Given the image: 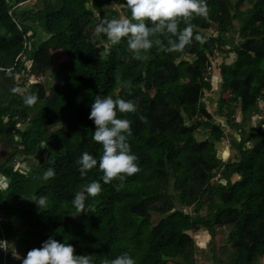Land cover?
Returning a JSON list of instances; mask_svg holds the SVG:
<instances>
[{"label": "trees", "instance_id": "trees-1", "mask_svg": "<svg viewBox=\"0 0 264 264\" xmlns=\"http://www.w3.org/2000/svg\"><path fill=\"white\" fill-rule=\"evenodd\" d=\"M32 1L0 0V142L12 147L0 163L6 179L1 227L10 249L6 257L0 249V260L11 261L14 248L24 255L54 236L77 254L91 255L94 264L123 252L136 264H197L191 233L206 231L213 264H264V122L249 125L264 101V0H206V16L178 24H193L203 42L193 37L183 50L169 52L154 46L142 58L132 56L125 38L112 44L102 35L106 48L100 49V38L92 35L102 18L130 16L126 0L27 4ZM57 51L67 58L48 88L39 75L54 69ZM231 54L232 63L220 65L229 98L221 95L216 111L234 131L227 133L203 101L213 89V60ZM30 94L37 99L29 105L24 98ZM97 95L137 105L116 113L131 121L128 142L139 166L123 181L105 183L98 164L79 173L81 153L99 163L103 152L89 119ZM196 132L209 138L199 140ZM228 138L235 154L224 161L216 143ZM49 167L56 174L44 179ZM91 180L102 190L80 211L73 196ZM40 196L46 203L39 207Z\"/></svg>", "mask_w": 264, "mask_h": 264}, {"label": "clouds", "instance_id": "clouds-1", "mask_svg": "<svg viewBox=\"0 0 264 264\" xmlns=\"http://www.w3.org/2000/svg\"><path fill=\"white\" fill-rule=\"evenodd\" d=\"M130 9V16L114 18L104 17L94 27L92 35L101 38L106 36L112 44H117L122 38L127 41V47L134 58H142V53L157 46L169 52L183 50L192 43L193 37L203 42L199 32L194 33V26L186 23L182 29L178 28L180 19L188 21L194 15L206 16L208 6L206 0H126ZM148 20L150 23H145ZM172 34L175 40L162 41L160 35ZM124 87L131 86V81H122ZM37 97L34 94L24 98L26 104H32ZM137 108L132 99L122 97L113 98L110 95H97L90 107L89 119L95 124L93 139L102 144L103 152L97 158L88 152H83L78 158L79 173L85 176L87 171L99 166L103 170L102 179L105 183L113 178L123 181L126 175H131L139 170L138 157L131 150L128 137L131 135V121L117 116V111L133 112ZM55 169L49 167L43 172V178L48 179L55 175ZM6 184L2 178L0 185ZM102 190L101 183L91 180L83 186L82 191H77L72 199V204L80 211H85V201L88 196H94ZM40 207L46 203V197L40 196L35 200ZM14 259L20 264H94L89 254H77L74 246L65 241H59L54 236H48L39 247L29 249L21 256L17 251H12ZM102 264H136L135 258L123 252L111 259L103 260Z\"/></svg>", "mask_w": 264, "mask_h": 264}, {"label": "rangeland", "instance_id": "rangeland-1", "mask_svg": "<svg viewBox=\"0 0 264 264\" xmlns=\"http://www.w3.org/2000/svg\"><path fill=\"white\" fill-rule=\"evenodd\" d=\"M34 2H36V0L35 1L33 0L32 2L27 3V4H30L32 6L34 4ZM115 8H117V10H119V11L121 10V8H119V7H115ZM104 47L106 48V44L104 45V43L102 42V37H101L99 39V48L103 49ZM52 54H53V58H54V66H55L54 69L47 72V73H40V75H39V81L43 80L42 82H44L45 86H47L48 88H50L52 85V79H51L52 73L67 58L66 54H64L61 51L53 52ZM233 60H234L233 54H231L229 57H225L224 55H219L213 60L212 70H211V81H212L213 89L211 92H205V98L203 101V103L207 107L208 111L211 112V114L214 116L216 121L225 126V131L227 133H229V132L234 133V131L232 129H229V127L227 126L226 120L224 118L218 116L216 111L218 108L220 96L225 95V98H229L228 94L224 93L222 90V87H221L222 78H221L220 65L222 64L223 61H225V63H232ZM32 90H34V92H35V89L32 88ZM260 108H261V114L254 116L251 119V121L249 122V125L255 126L258 123H260L262 120H263L262 122H264V101L260 102ZM183 116L185 117L187 124L189 126H191L192 123L190 122L189 115L183 111ZM241 119H242V115L239 111L237 116H236V120L240 121ZM17 127L24 129L23 124H20ZM195 135L197 136V138L199 140H205V139L209 138V133H207V132H205V133L196 132ZM8 143L9 142L7 140H2L0 142V163L1 162L3 163L4 161H6V159L8 158V154L12 151V147L9 146ZM216 149H217V156L219 158L223 159L224 161L229 160L235 154V151L231 147V143L229 141V138L224 140V141L217 142L216 143ZM22 159H24V158L22 157ZM25 165L27 168H29V164H25ZM238 179H239V177H237V176H235L233 178V180H238ZM0 182H1V178H0ZM222 182H225V181L222 180ZM190 212H191V210H190ZM191 234L195 239L196 245L198 246V251L196 253L197 264H213L212 258L210 257V255L208 253L209 242L211 240V236L209 235V233L206 231H201V232L191 233ZM222 235L223 234L220 232L217 235L218 246H221ZM13 251H17L21 254V256H23V254L18 250V248L17 249L14 248ZM15 263L16 262H14L13 264H15ZM0 264H12V263L10 262V259L5 260V258L3 257V259L0 260ZM167 264H171V263L168 262Z\"/></svg>", "mask_w": 264, "mask_h": 264}, {"label": "built area", "instance_id": "built-area-1", "mask_svg": "<svg viewBox=\"0 0 264 264\" xmlns=\"http://www.w3.org/2000/svg\"><path fill=\"white\" fill-rule=\"evenodd\" d=\"M2 70H5L4 68H0ZM11 69H6L7 72H9ZM5 185V184H4ZM2 185V186H4ZM4 216L0 210V249L3 251L4 253V257L8 256L9 254V248L7 246V242H6V237L4 235V231L1 227V224L4 222Z\"/></svg>", "mask_w": 264, "mask_h": 264}, {"label": "crops", "instance_id": "crops-1", "mask_svg": "<svg viewBox=\"0 0 264 264\" xmlns=\"http://www.w3.org/2000/svg\"><path fill=\"white\" fill-rule=\"evenodd\" d=\"M0 178H1V182H0V184L2 183V178H3V176L0 174ZM12 264L14 263V262H16L15 264H19L20 263V261L19 260H17L16 261V259H14L13 258V256H12V259H11V261H10Z\"/></svg>", "mask_w": 264, "mask_h": 264}]
</instances>
